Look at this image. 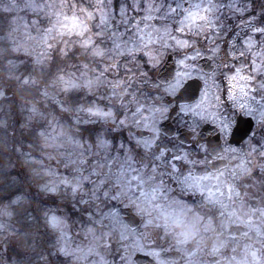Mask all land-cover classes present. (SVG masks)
<instances>
[{
    "label": "clouds",
    "instance_id": "1",
    "mask_svg": "<svg viewBox=\"0 0 264 264\" xmlns=\"http://www.w3.org/2000/svg\"><path fill=\"white\" fill-rule=\"evenodd\" d=\"M0 264H264V0H0Z\"/></svg>",
    "mask_w": 264,
    "mask_h": 264
}]
</instances>
